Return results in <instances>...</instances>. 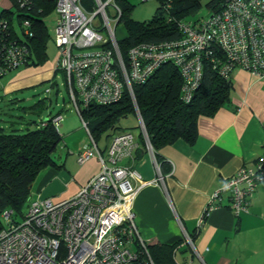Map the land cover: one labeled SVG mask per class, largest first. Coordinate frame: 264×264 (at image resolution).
<instances>
[{"label": "built area", "instance_id": "built-area-1", "mask_svg": "<svg viewBox=\"0 0 264 264\" xmlns=\"http://www.w3.org/2000/svg\"><path fill=\"white\" fill-rule=\"evenodd\" d=\"M49 1L54 3L55 13V75H62L70 104L86 133L76 161L84 165L97 159L100 171L67 201H30L20 223L11 211H5L0 264H153L148 244L139 235L132 204L140 189L160 181H144L135 169L122 165L126 160L133 163L138 148L131 133L112 136L102 151L82 112L91 105L116 104L128 94L140 135L152 153L133 86L145 84L168 64L177 70L182 80L180 100L188 104L200 87L205 62L227 82L235 69L264 77V0H217L208 10V18L177 21V39L137 44L128 49L125 58L115 38L122 15L116 0H91L94 8L90 14L83 0ZM31 2L17 0L21 9ZM109 7L112 16L107 14ZM168 8L163 6L164 13ZM22 28V36H31L29 21ZM28 54V46L10 36L8 22L0 19V78L21 68ZM45 92L50 94V90ZM63 119L60 114L53 118L56 131ZM263 179L264 155L253 168L240 169L210 196L203 219L218 207L222 194L228 195L234 216L247 213ZM201 222L200 218L198 224ZM184 242L193 248L190 236L184 234Z\"/></svg>", "mask_w": 264, "mask_h": 264}, {"label": "crops", "instance_id": "crops-1", "mask_svg": "<svg viewBox=\"0 0 264 264\" xmlns=\"http://www.w3.org/2000/svg\"><path fill=\"white\" fill-rule=\"evenodd\" d=\"M9 10H13L12 0H0V14ZM55 62L47 60L42 67L10 72L0 85L1 94L9 97L50 82ZM81 131L66 136L59 132L56 166L36 176L29 202L67 201L99 173L97 159L77 164L86 140ZM138 138L133 163L126 160L122 165L135 169L144 181H160L134 196L132 210L140 237L148 245L173 247L175 264H264V179L247 213L234 216L228 195L222 194L218 207L202 217L210 196L240 169L253 168L264 155V77L235 69L228 101L215 115L198 119L193 144L178 139L162 148L156 160ZM109 139L104 146L99 145L102 140L98 143L102 151ZM184 234L192 238L193 248L185 244Z\"/></svg>", "mask_w": 264, "mask_h": 264}, {"label": "trees", "instance_id": "trees-1", "mask_svg": "<svg viewBox=\"0 0 264 264\" xmlns=\"http://www.w3.org/2000/svg\"><path fill=\"white\" fill-rule=\"evenodd\" d=\"M155 17L145 23L129 19L130 6L124 0H116L121 10L119 25L126 32V38L118 42L123 58L129 48L140 43L177 39V21H185L200 8V0H155ZM210 1L207 11L217 5ZM168 5L164 13L163 6ZM12 9L3 11L0 19L9 24V34L26 44L29 54L21 68H38L47 62V42L50 39L44 18L54 11V3L49 0H32L24 9L17 0H12ZM14 16V19H13ZM171 21H168V20ZM18 25L20 36L14 28ZM29 21L31 36L24 35L22 23ZM23 29V30H22ZM12 32V33H11ZM56 75L50 82H54ZM1 77L0 79H2ZM182 80L171 65L162 66L145 84L133 86V93L142 118L149 144L158 160L159 151L178 139L193 144L197 136V121L200 117H211L228 101L231 81L223 80L209 62L204 63L199 89L188 104L180 100ZM134 113L128 94L122 101L110 105H91L82 112V119L94 140L109 139L118 129V123ZM59 115V114H57ZM56 115V116H57ZM55 117V116H54ZM54 117L26 125L22 131H6L0 128V219L5 211H11L13 219L24 215L28 208L30 189L36 176L49 167H55V157L61 143L59 131L52 124ZM139 141L144 146L142 136ZM16 220V219H14ZM3 225L0 221V231ZM153 264H175L173 247L147 245ZM146 260H144L145 262Z\"/></svg>", "mask_w": 264, "mask_h": 264}, {"label": "rangeland", "instance_id": "rangeland-1", "mask_svg": "<svg viewBox=\"0 0 264 264\" xmlns=\"http://www.w3.org/2000/svg\"><path fill=\"white\" fill-rule=\"evenodd\" d=\"M130 6L129 19L136 23H145L151 21L155 17L157 10V3L149 0L141 3V0H124ZM212 0H200V8L197 12L189 15L186 21H197L203 18H208L209 14L206 5ZM88 14L92 13L94 5L91 0H83ZM118 4V3H116ZM107 14L112 16V9H107ZM14 19V16H13ZM44 25L47 27L51 39L46 52L47 60L53 61L57 57V49L54 45L52 36L53 28L55 26V15L44 18ZM98 21H94L97 25ZM14 28L20 36L18 25L13 21ZM112 28L115 24L111 22ZM105 34V33H103ZM115 38L118 42L126 38V32L122 25L117 26L115 29ZM9 74V73H8ZM5 78L0 79V85L5 83ZM63 84V85H62ZM46 90H50V94H46ZM60 114L64 117L63 121L59 124L58 131L62 136L66 134H73L76 131L82 130L80 119L74 113L72 105L70 104L66 88L64 87V80L60 73H57L54 82H44L32 88L24 89L21 92L5 97L0 91V128H5L6 131L19 130L22 131L26 125H31L33 122L39 123L47 119L49 116L54 117ZM83 132V131H81ZM122 132H129L134 137L140 135L139 121L136 114H130L123 118L118 123V129L113 135ZM105 140H102L99 145L104 146ZM108 143V142H107ZM26 207L24 208V212ZM15 221L21 222V218H14ZM1 224L4 226L3 217L0 219Z\"/></svg>", "mask_w": 264, "mask_h": 264}]
</instances>
